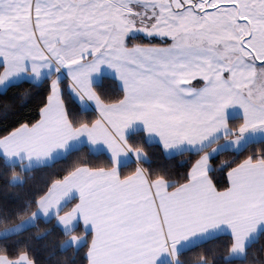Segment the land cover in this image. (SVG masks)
I'll return each mask as SVG.
<instances>
[{
	"label": "snow or ice",
	"instance_id": "6c2138e0",
	"mask_svg": "<svg viewBox=\"0 0 264 264\" xmlns=\"http://www.w3.org/2000/svg\"><path fill=\"white\" fill-rule=\"evenodd\" d=\"M25 83L43 90L38 119L0 135V169L67 166L24 195L0 188V264H48L32 243L41 218L70 237L62 250L86 246L87 264H189L220 234L223 260L247 259L264 236V0H0V99ZM133 134L197 156L184 181L145 168ZM225 152L249 154L221 164V189L210 160ZM80 221L83 235L69 232Z\"/></svg>",
	"mask_w": 264,
	"mask_h": 264
},
{
	"label": "trees",
	"instance_id": "16d2710c",
	"mask_svg": "<svg viewBox=\"0 0 264 264\" xmlns=\"http://www.w3.org/2000/svg\"><path fill=\"white\" fill-rule=\"evenodd\" d=\"M103 85L104 89L108 92H113L116 89V85L112 82L110 77L104 78ZM24 89H30L31 92V95L25 102L22 103L18 98L12 100L13 92H22ZM43 95L42 89L31 88L29 84L25 83L19 88L13 89L7 96L0 99V103H9L11 105L6 112L0 111V135L6 134L7 131L18 126L21 122L38 119V109L43 100ZM88 118L94 119L95 114L90 111ZM233 122L238 123V121ZM131 139L134 143H138L139 146L143 147L148 157V163L144 164V167L156 173L167 174V177L173 181L183 182L184 176L198 158L190 152L166 155L158 144L154 142L149 143L143 134H133ZM260 147L259 144L254 143L249 152L253 150L258 151ZM249 152H244L243 154L225 152L210 160L214 168V180L221 189L227 184L226 172L229 170L228 168H221V164L227 161L232 167H235L236 164L243 162ZM81 155H86V152ZM89 159L103 166V157L99 160L94 156L89 157ZM66 166L65 161L59 160L49 167H37L28 173L21 172L18 168L12 171H9L7 168L0 169V188H3V193L9 198L14 195H24L29 190L42 188L49 180L62 175ZM132 167L135 166L133 165ZM129 171L130 169H125L124 174H128ZM14 176H19L25 181L22 187L9 183ZM74 203L75 201H72L68 207H72ZM25 218L24 216L20 217V219ZM8 226L9 225H0V228ZM39 229L41 233L45 230H49L41 239L32 242L37 256L41 261L47 258L48 264H87L83 259L87 251L86 246H82L78 253L73 248H68L67 250L61 249V245L70 237L62 234L63 230L60 226H57L55 218L49 220L41 218L39 221ZM35 232V229H30L26 235H31ZM71 233L80 235L83 234V229L78 227ZM229 239L227 234H220L212 237L198 246H193L189 252L184 253L183 258L188 260L189 264H195L198 257L207 253L210 256L213 254L215 255L216 264H264V236L259 237L257 241H254L249 246L247 259L240 257L235 259L230 258L225 261L222 257L229 255L228 250L224 247L228 244Z\"/></svg>",
	"mask_w": 264,
	"mask_h": 264
},
{
	"label": "crops",
	"instance_id": "0c3cea01",
	"mask_svg": "<svg viewBox=\"0 0 264 264\" xmlns=\"http://www.w3.org/2000/svg\"><path fill=\"white\" fill-rule=\"evenodd\" d=\"M76 202H78V201H75V203H76ZM70 203H71V202H70ZM70 203H69V204H70ZM75 203H74V204H75ZM74 204H73V206H74ZM43 219H44V218H43ZM49 219H52V218H48V219H46V220H49ZM56 222H57V221H56ZM78 227H81L82 229H84V225H83V222H82V221H80L79 223H77V224L75 225V229H77ZM60 228L63 230L62 226H60ZM69 232H73L71 228H69ZM80 235H83V234H80ZM229 255H230V253H229ZM229 255H228V256H229ZM232 258L235 259V258H240V257L232 256L231 259H232Z\"/></svg>",
	"mask_w": 264,
	"mask_h": 264
}]
</instances>
